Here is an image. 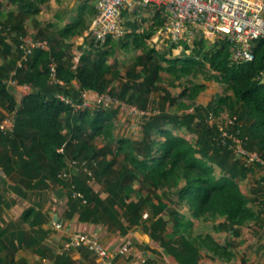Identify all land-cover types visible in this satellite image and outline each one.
<instances>
[{
    "label": "trees",
    "instance_id": "16d2710c",
    "mask_svg": "<svg viewBox=\"0 0 264 264\" xmlns=\"http://www.w3.org/2000/svg\"><path fill=\"white\" fill-rule=\"evenodd\" d=\"M8 2L22 9V15L38 10L31 9L33 3L30 0ZM2 7L0 3V12ZM9 18L12 19L13 14H9ZM5 25L7 24L0 22V27L6 29ZM23 30L24 27L19 30L20 34H23ZM59 34L62 39H66L70 37L72 30L64 29ZM154 35V32L144 37L138 35L135 42L145 50L143 62L150 64L154 56H157L164 64L162 62L149 66L142 81L133 85L126 83L121 90L114 89L111 86L112 80L109 79V75L114 72V66L108 63L110 51L106 50L111 45V39L98 50L89 46L90 49L82 55L76 69H73L75 63L73 64L72 59L65 60L67 53L57 51V47L61 46L58 39L49 51H36L26 68L18 66L21 56L17 54L7 64L0 65V106L16 116L12 135H4L0 131V170L28 190H45L49 188V183L69 188L70 183L60 177L67 169L69 158L96 162L93 168L95 181L104 186L108 198L102 199L93 192L90 187L92 178L82 173L74 177V184L76 191L84 194L86 202L74 199L71 194L67 217L71 218L79 213L82 221L108 224L122 233L140 226L159 246L174 256L179 264H199L200 250L189 238L181 236L174 241V236L167 235V221L162 216L165 208L161 204L152 205L150 222L143 220V212L149 208L151 201L143 194H136L135 187L138 183L153 190L166 189L168 197L174 189L180 187L179 199L189 203L193 215L226 217L227 225L224 226L235 233L237 225L256 219V212L249 206L238 183L245 179L250 167L241 163L232 150L219 146L214 141L218 133L198 114L203 108H196L194 114L154 118L144 128L141 142L117 140L118 152L124 155L126 165L115 170V160L107 159L112 149H107L109 152H106L93 142L102 137L105 143L113 146L116 140L113 124L116 114L98 109L94 117L89 110L76 115L60 100H49L42 93L50 82L49 64L55 60L59 65V78L65 84L77 81L83 92H108L131 104L141 102L140 108L147 109L149 100L146 94L150 92L154 79L161 71L175 73L181 67L188 74L193 67H202L203 63H208L219 75L220 81L228 84L233 93L231 98L220 102L231 100L237 106L235 114L239 119L240 137L245 147L251 150L250 146L255 144L258 154L264 159V41L257 43L256 60L253 63L235 65L230 61V47L224 41L216 44L210 53L207 52V43L203 39L196 40L193 46L183 43L182 49L191 54L187 57H173L171 51L163 54L156 48L147 46L145 41ZM3 47L10 53L12 48L8 44L5 43ZM11 79L17 81L19 86L31 89V93L21 103L10 92L7 82ZM145 87L146 92L143 91ZM203 90V86L197 85L193 93L196 96ZM215 108L210 105V110ZM2 121L0 118V122ZM168 126L178 129L185 126L191 133H197L199 139L194 143L181 134L173 133ZM64 146L65 152L61 153ZM217 168L220 176L217 175ZM130 196L138 197V201L130 200ZM1 204L0 198V210ZM22 221L30 224L31 234L36 237L24 232L9 235L8 228L0 225V264H11L8 255L3 253L6 248L16 251V242L31 248L48 236V232L42 228L46 218L35 207L24 213ZM124 222L128 225L125 226ZM35 227L38 229L35 230ZM204 242L212 244V250L217 255H225L231 248L230 244L221 245L210 236L204 238ZM38 253L42 254L43 250H38ZM66 255L54 254L55 260L72 264Z\"/></svg>",
    "mask_w": 264,
    "mask_h": 264
},
{
    "label": "rangeland",
    "instance_id": "374dc122",
    "mask_svg": "<svg viewBox=\"0 0 264 264\" xmlns=\"http://www.w3.org/2000/svg\"><path fill=\"white\" fill-rule=\"evenodd\" d=\"M30 1L33 3V7H31V9L36 10V8H38V10L29 12L28 15H23L27 21V28L26 31L24 29L21 37L19 35L16 36L19 38L15 45L17 55L21 56V58L24 55L22 46L27 37H35L36 39L48 41L51 48V46L55 44V40L60 38V36L57 37V33L62 28L59 29L60 27L58 26H63L62 23L67 21L70 22L68 25L72 26L74 32H72L70 37L66 38L64 41H61V39L58 41L62 42L61 44H64L68 50L65 60H69L70 58L74 64V55L70 53L69 49L70 47L74 46L77 40L80 41L81 39H85V42H87V39H89L90 28L96 16L94 1ZM84 1L85 3H89V6L86 9L84 15H81L79 12L82 10V6L85 5L83 4ZM7 2L8 0H6V5L8 4ZM0 3L3 5V7L6 6L5 2ZM155 12L160 13V11H157V8H136L134 10L124 11L123 17L125 35L122 38L111 40V45L106 48V50L110 51L108 63L114 66V72L109 75V79L112 80L111 86L114 87V89L121 90L122 86H124L126 83H131L133 85L142 81L145 78V75H147V72L145 71L149 66H153L156 63L162 64L163 62L157 56H154L153 61H151L150 64L143 62L142 58L145 57V50L139 47L138 43L135 42V39L138 35L144 37L147 34L154 32L155 35L151 39L146 40L145 43L148 47L156 48L158 52H162L163 54L170 51L172 53L171 56L173 57H187L191 54L190 51L186 52L184 49H182V44L171 47L168 42L164 41L161 34L162 28L166 23V19L165 17L162 18L161 16H158L157 18ZM55 19L58 20V22L55 21ZM135 25L136 27L133 28ZM41 26H44V28L42 29ZM128 28L132 29L133 35L130 34L131 37L127 36L126 31ZM0 29L4 28L0 27ZM203 40L207 43V52L209 53L216 44L222 42V40L216 37H206ZM203 64L204 66L202 67H193L188 74L183 72L181 67H178L175 73L166 70L161 71L159 76L154 79L150 92L146 94L149 102L147 104V109L145 110H149L151 113H153V115L147 118L133 120L124 112L120 113L119 110H112L111 113L116 114L113 121L114 134L116 138L115 143L113 146H109L107 142L105 143V141H103L102 137H98L96 140H94L93 144H95V146L98 148H104L106 152H109L107 149L111 148L112 151L111 153H108V156L110 160H115V166L120 168L122 165H126V162L124 160V155L118 154L117 140L119 141L122 139H128L133 142H141L144 136V128L150 124L154 118L164 115L184 116L188 114H194L196 113L195 110L198 107L203 108V110L198 112V114L203 116V118L206 120V124H210L211 127H214L213 131L216 134H219L220 130L218 129L220 128L226 132L231 131V120H235V118L239 120L238 116L235 114L237 106L235 107V103L231 100H227L226 102L220 101L225 98H231L233 93L230 90L228 84L220 81L219 75L210 67L208 63ZM165 66L167 65L165 64ZM197 85L203 86L204 90L195 96L193 89ZM143 91L146 92L147 87H145ZM139 103H134L133 105L140 108L142 104ZM210 105L216 107L215 110H210ZM97 111L98 109L95 108L94 105L89 110V112L92 114V117L95 116ZM240 123L243 124L242 122ZM167 128L173 131L175 134H181L185 136L194 143H196V141L199 139V135L197 133H191L185 126L183 128L181 127V129H178L174 126H168ZM245 137L247 138L248 136L246 135ZM250 147V151L258 153V147L255 144ZM114 157L115 159H113ZM219 174L220 170L217 168V175ZM253 179L255 180V183L256 181L258 182V179ZM253 184L254 183L251 178L250 180L241 182V186L246 198H250L252 194H255L254 188L261 191V187H254ZM57 189L62 190L59 196H61V199L65 197L67 202L64 203V205L59 204L56 213H61V215L65 216L68 214V208L71 205L69 200L71 192L67 187L59 186L54 183H49V188L47 190L54 192ZM135 190L136 194H143L147 199H150L151 202L154 201L157 205L158 203L165 205V217L168 220L167 231L175 235L173 239L174 241H177L180 235L186 233L185 235L188 236L190 241L199 248L204 258H209L214 262L219 259L222 264H233L232 259L234 256L231 248L227 254L217 255L212 250V244H207L204 242V238L208 236L214 239V235L216 237H218V235H224L221 231L230 233V230L224 226L227 225L226 217H216L211 214H206L201 217L193 215L189 203L187 201L181 202L179 199L180 187L174 189L170 197L166 195V189L153 190L144 184L137 183ZM103 191L104 187L98 188V194H101ZM131 198H134V196L129 197V199ZM1 202V227L12 230L15 229L16 225L24 223L22 220H18L17 218L19 215H23L31 207H24L23 205L15 207L16 201L13 198H8L6 200L1 199ZM58 203H60V201H58ZM150 213L151 208H149V210L145 209L143 212V220L146 219V222H150ZM249 222H253V220L245 222L242 225H238L240 226L238 228L242 230L243 226H247ZM29 226L30 225L28 223H25L24 225L27 230H29ZM142 230L144 229L142 228ZM48 237L46 240H44L43 244L40 243L38 245H34V247L38 246V248L43 250L42 254L35 252L26 245V251L23 250L24 248H21L22 252H19V249L14 251L6 248L7 250H5L3 254L8 255V258L12 261L11 264H22L23 261H30L33 264H51L52 262H56V264H62L61 262H57L55 260L54 253L52 251L53 249H56L58 246H60L61 241L54 240L53 242H50ZM154 243L159 245L158 242L154 241ZM81 252L84 259L88 260L89 264H97V262H94L90 258V256H92L91 252L85 249L81 250Z\"/></svg>",
    "mask_w": 264,
    "mask_h": 264
},
{
    "label": "built area",
    "instance_id": "2783aa9c",
    "mask_svg": "<svg viewBox=\"0 0 264 264\" xmlns=\"http://www.w3.org/2000/svg\"><path fill=\"white\" fill-rule=\"evenodd\" d=\"M96 17L90 28L89 46L98 50L107 44L108 40L119 39L125 35V10L136 8H157L165 17L166 23L162 28V37L171 47L186 43L193 46L196 40L206 37H216L226 42L230 47V61L232 64H249L256 60V46L264 41V0H93ZM24 55L18 62L20 68H26L30 58L36 51H49L48 41L26 38L22 46ZM87 49H90L87 48ZM82 55L75 58L76 69ZM50 82L54 86H63L65 83L59 78L58 62L52 60L49 64ZM264 83V73L262 74ZM8 87H18L17 81L11 79ZM26 87V86H24ZM58 100L71 108L74 114L79 115L90 110L91 105L85 96L82 100L58 94ZM94 107L101 110L123 111L133 120L147 118L153 113L141 109L126 100L110 93H96ZM16 116L9 114L0 122V131L4 135H12L15 130ZM220 128V127H219ZM214 141L223 147L232 150L235 157L250 168H258L263 172L264 186V159L257 153L245 147L240 137L241 131L238 120H231V131L219 129ZM65 152V146L60 150ZM96 162L69 158L67 169L61 178L70 183L69 191L74 199L85 201L83 193L76 191L74 177L85 173L92 182H95L93 168ZM77 171V174L75 173ZM57 230L63 229L62 223H55ZM134 242L127 238L117 253H112L103 243L98 234L74 233L64 242L59 255L67 254L73 250H88L95 257L97 264H116V259L129 261L130 264H145L146 258L137 256L133 252Z\"/></svg>",
    "mask_w": 264,
    "mask_h": 264
},
{
    "label": "crops",
    "instance_id": "0c3cea01",
    "mask_svg": "<svg viewBox=\"0 0 264 264\" xmlns=\"http://www.w3.org/2000/svg\"><path fill=\"white\" fill-rule=\"evenodd\" d=\"M0 2H5L6 5V0L5 1L0 0ZM7 3L8 4L4 6L0 12V22H3V24H7L5 25L7 26V28L6 29L4 28L3 31H0V65L7 64L11 58L16 56L17 51L15 45L19 40V38H17L16 36L18 35L20 37L22 36L19 31L22 27H24L25 31L27 28V21L26 18H24L22 15V9H20L14 4H9V2ZM83 4L85 5L82 6L83 7L82 10L79 12V14L81 13V15H84L86 9L89 6V3L87 2L85 3V1L83 2ZM155 13H156V17L161 16L163 18L161 12L160 13L155 12ZM9 14H13L12 19L9 18ZM55 21L58 22V20L56 19ZM69 23L70 22L66 21L65 23H62L63 26L61 25L58 26L60 27L59 29L61 28L62 29L59 30V32L57 33V37L60 35L59 33H61V31L64 29L70 28L72 32H74L72 26L68 25ZM135 27L136 25L133 26V28ZM41 28L43 29L44 26H41ZM126 33L128 37H131L130 34H132V29L128 28ZM59 39H61V41L65 40L62 39L61 37ZM5 43L12 48L10 53H7L4 50L3 45ZM61 43L62 42H60V44ZM89 43H90L89 39H87V42H85V39H81L80 41L77 40L74 46L70 47L69 51L72 55H74V60L76 57L83 55L87 51V48H89ZM57 48H58L57 51L63 50L65 53L68 52L64 44H61V46H58ZM10 92L16 97L18 102L21 103L22 100L31 93V89L24 86H18V87L10 88ZM42 93L49 100L57 99L56 96L58 94L71 97L75 100H82L85 96L89 105L93 107L95 94L97 92H92V91L83 92L80 88L79 83L77 81H73L70 84H65L63 86H54L49 84L46 88L42 90ZM119 112L122 113L123 111H119ZM8 115L9 113L4 109V107L0 106V118L4 119ZM107 157H108L107 159L110 160L109 156ZM113 159H115V157ZM241 163H243V161H241ZM114 169L116 170L117 166H114ZM75 173L77 174V171H75ZM250 178L253 180L254 187L258 188L259 186L261 187L260 190L262 191L261 192L258 189L254 188L255 194L254 195L252 194L250 198H247L249 201V206L252 207L253 210L256 212V219L253 220V222H249L247 226H243L242 230L239 229L238 227L240 226L237 225L236 226L237 233H235L234 230H230V233H225L221 231L222 234L224 235H218V237L214 235V239L218 243L223 245L226 244L231 245V250L234 256L232 259L233 264H264V186H262L263 172L258 168H250V170L247 172V176L245 177V179H241L238 181L241 189H242L241 182L250 180ZM253 178L258 179V182L256 181L255 183V180ZM90 187L93 189V192L98 194V188L100 187L103 188L104 186L95 181V182H90ZM61 191H62L61 189H57L54 192L52 191L50 192L47 189L28 190L23 186L19 185L18 183H16L15 181H13V179L7 177V175L2 170H0V198L3 200H6L8 198H13L16 201L15 207L21 205H23L24 207H35L38 211L42 212L43 216H45L46 218V223L42 225V228L48 232V236H49V237L47 236L48 239H50V242L51 241L53 242L54 240L61 241L60 246H58L56 249L51 248L53 249L52 251L55 255L62 256L59 255L58 252L62 249L63 244L68 239L69 235L74 233H89V234H98L102 240V243L112 253H117L121 248V246L123 245L124 241L127 238H131L134 241L133 252L139 257L146 258L147 262L145 264H179L174 256L168 253L161 246L156 245L154 243V240L150 237V235L145 233L140 226H134L130 228L127 233H122V231L116 228H111V226H109L108 224H95L88 221H82L80 220L79 213L74 214V216H72L71 218L67 217V215L63 216L61 215V213H56L59 204L64 205V203L67 202L65 197L62 199L60 198L61 196L59 195ZM98 195L102 199L108 198V194L105 192V188L104 191ZM134 199L135 201H138V197L135 196L130 200H134ZM58 201H60V203H58ZM149 204L150 205L148 207L151 208V213H152V205L156 203L153 201L150 202ZM158 204H161L165 208L164 204L162 203H158ZM149 208L146 209L149 210ZM69 210L70 207L68 208V212ZM165 213H166V208L162 216L166 221H168L165 217L166 216ZM23 215L22 214L19 215L17 219L22 220ZM56 222L62 223L63 229L57 230L54 226ZM25 223L27 224L28 222H24L23 224L16 225L15 229L12 230L8 228V231L10 233L8 234L12 235L13 233L18 234V232H24L27 235L33 236L34 234H31L32 231L31 226H29V230H27L24 227ZM124 224L125 226L128 225L127 222H124ZM35 228H36L35 230L38 229V227ZM185 234L186 233H183L179 237L186 236ZM167 235L175 237L174 234H171L168 231H167ZM186 237L189 238L188 236ZM41 243L43 244L44 241H41ZM15 245L17 249H19V252L20 251L22 252L21 248H24L23 250L26 251L25 244H20L16 242ZM31 249L34 250L35 252H38V250L41 251V249L38 248V246L31 247ZM66 256L68 257L71 263L74 261L73 264H89L88 260L84 259L81 250H73L67 253ZM92 256H90V258L94 262H96L95 257ZM220 262L221 261L219 259L216 260V262H214L209 258H204V256H202V253L200 251L199 264H222V262L221 263ZM22 264H33V263L30 261H23ZM51 264H56V262L54 263L52 262ZM116 264H130V262L122 259L121 257H118L116 259Z\"/></svg>",
    "mask_w": 264,
    "mask_h": 264
},
{
    "label": "water",
    "instance_id": "95a60500",
    "mask_svg": "<svg viewBox=\"0 0 264 264\" xmlns=\"http://www.w3.org/2000/svg\"><path fill=\"white\" fill-rule=\"evenodd\" d=\"M263 15H264V13H263Z\"/></svg>",
    "mask_w": 264,
    "mask_h": 264
}]
</instances>
